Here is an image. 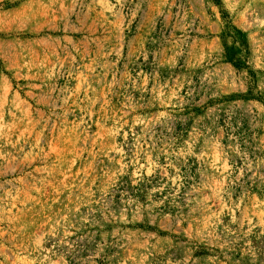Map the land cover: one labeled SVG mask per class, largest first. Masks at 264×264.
Returning <instances> with one entry per match:
<instances>
[{
  "label": "rangeland",
  "instance_id": "1",
  "mask_svg": "<svg viewBox=\"0 0 264 264\" xmlns=\"http://www.w3.org/2000/svg\"><path fill=\"white\" fill-rule=\"evenodd\" d=\"M0 264H264V0H0Z\"/></svg>",
  "mask_w": 264,
  "mask_h": 264
},
{
  "label": "trees",
  "instance_id": "2",
  "mask_svg": "<svg viewBox=\"0 0 264 264\" xmlns=\"http://www.w3.org/2000/svg\"><path fill=\"white\" fill-rule=\"evenodd\" d=\"M234 29V28H233Z\"/></svg>",
  "mask_w": 264,
  "mask_h": 264
}]
</instances>
